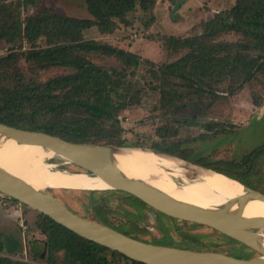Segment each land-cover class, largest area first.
Instances as JSON below:
<instances>
[{
  "label": "rangeland",
  "instance_id": "374dc122",
  "mask_svg": "<svg viewBox=\"0 0 264 264\" xmlns=\"http://www.w3.org/2000/svg\"><path fill=\"white\" fill-rule=\"evenodd\" d=\"M10 1L17 3L19 0ZM234 3V0H157L152 6L148 5L147 10L137 6V10L128 15V20L117 21L112 33L101 34L95 27L86 31L84 37L127 50L142 60L139 68L128 70V73H132L126 81L129 89L127 101L134 104L118 116L119 126L123 130L119 136L121 140L139 143L141 148L148 149H153L156 143L163 146L177 144L171 147L175 152L184 154V151H190L188 159L173 155L185 164L221 171L238 178L247 187L264 193V73H257L245 82L247 75L242 66L239 71L243 74L212 82L202 97L179 101L164 98L161 89H164L163 85L167 86L166 81L164 78L154 79V72L159 66L198 52V41L195 46L186 47L173 42L171 37L202 38L205 31L203 24L216 13L231 8ZM44 9H51L60 15L92 18L86 10L85 0H41L37 7L22 9V18L36 15ZM42 42L45 43V40ZM214 42L241 45L237 47L240 52L253 58L264 56V43L252 41L235 32L220 34ZM11 48V45L0 42V57L11 54ZM28 49L29 44L24 42L22 52ZM16 52V60L8 71L20 69L22 77L29 84L46 82L74 72L71 68L63 67L38 69L25 61L21 51L16 49ZM86 55L87 60L97 66L118 71L125 68L116 58L97 53ZM172 79L176 82L175 78ZM79 117L85 116L78 113L64 116L67 120ZM46 119L40 117L39 122ZM100 126L108 131L114 125L106 122ZM207 126L216 128L219 134L216 135V130L207 131ZM92 145L117 147L105 145V141ZM127 147L134 146L117 148ZM47 162L53 171L86 172L59 156ZM181 174L184 176L177 178L180 184H185L184 179L194 181L199 176L187 167L183 168ZM48 191L75 213L97 222L104 217L115 225L123 226L129 231V236L147 243L219 252L245 259L259 255L217 230L166 216L146 205H134L124 192L50 188ZM7 197L0 192V244H4L8 253L25 261L29 259L31 247L33 253L42 254L40 263L46 264L49 252L45 245L46 237L38 228L42 223L40 214ZM21 223L26 229L21 227ZM55 257L57 264H64L63 253ZM120 264L129 263L121 259Z\"/></svg>",
  "mask_w": 264,
  "mask_h": 264
},
{
  "label": "trees",
  "instance_id": "16d2710c",
  "mask_svg": "<svg viewBox=\"0 0 264 264\" xmlns=\"http://www.w3.org/2000/svg\"><path fill=\"white\" fill-rule=\"evenodd\" d=\"M156 1L85 0L86 10L92 18L60 15L51 9L22 18V9L37 7L41 0H19L17 3L0 0V42L12 47L11 54L0 57V122L20 129L52 134L73 143L102 144L105 141V145L141 147L139 143L121 140L119 136L123 130L118 120L120 112L134 104L127 101L129 89L126 81L132 73H128V70L139 68L141 58L105 42L86 40L84 36L86 31L95 27L101 34H110L116 29L117 21L128 20V15L137 10V6L147 10L148 5L152 6ZM234 2L231 8L216 13L203 24L205 31L202 38H170L186 47H193L198 41V52L166 66H159L154 72V79L164 78L166 81L164 83L167 86L163 85L161 94L168 101L202 97L206 87H211L212 82L226 76L235 78L245 72L246 82L257 73H264V56L253 58L240 52L241 45L214 42L220 34L235 32L252 41L264 43V0ZM42 40L45 43H40ZM24 42L29 44V49L22 52ZM16 49L21 51L28 64L38 69L63 67L71 68L74 72L46 82L29 84L22 77L20 69L8 71L16 60ZM85 53L116 58L125 68L118 71L97 66L87 60ZM242 66L245 67L243 72L239 71ZM68 113L85 117L67 120L64 116ZM40 117L47 119L39 122ZM106 122L113 124V128L106 131L100 126ZM206 130L213 131L216 128L207 126ZM175 145L178 146L156 143L152 148L188 159L190 151L180 154L171 148ZM126 195L134 205H146L138 198ZM35 212L40 214L42 223L38 228L46 237L45 245L49 252L46 264H57L55 255L59 253H63L64 264H120L121 259L129 264H145L84 239L46 214ZM98 222L128 236L130 234L123 226L115 225L104 217ZM30 251L29 259L25 261L8 253L2 243L0 264H41L42 254L33 253L31 247Z\"/></svg>",
  "mask_w": 264,
  "mask_h": 264
},
{
  "label": "water",
  "instance_id": "95a60500",
  "mask_svg": "<svg viewBox=\"0 0 264 264\" xmlns=\"http://www.w3.org/2000/svg\"><path fill=\"white\" fill-rule=\"evenodd\" d=\"M2 138L14 140L20 145H37L51 150L56 156L79 166L88 174L101 177L112 190L134 196L166 216L217 230L255 250L259 255L245 259L219 252L193 251L138 240L110 226L75 213L49 192L48 188L37 190L0 168V192L2 194L46 214L56 223L84 239L145 264H264L262 244L264 218L243 217V211L249 202L254 200L264 202V193L253 190L242 182L245 195L229 200L223 207L202 208L178 202L145 181L129 178L123 174L116 165L114 155L124 148L73 143L52 134L20 129L0 122V139ZM141 149L181 161L173 155L156 149ZM184 167L193 169L197 174L198 169L209 170L193 167L191 164H184ZM234 205H237V210L231 212L229 209Z\"/></svg>",
  "mask_w": 264,
  "mask_h": 264
},
{
  "label": "bare ground",
  "instance_id": "6f19581e",
  "mask_svg": "<svg viewBox=\"0 0 264 264\" xmlns=\"http://www.w3.org/2000/svg\"><path fill=\"white\" fill-rule=\"evenodd\" d=\"M54 157L56 154L53 151L41 146L20 145L11 139H0V168L37 190H112L101 177L84 171L51 170L47 161ZM114 158L118 168L127 177L143 180L184 204L216 209L223 207L229 200L245 195L244 185L240 181L217 171L198 169V179H184L185 184H180L177 178L184 176L181 173L185 163L141 148L121 149ZM229 210L235 212L237 205ZM243 217L264 218V202H249ZM262 244L264 246V232Z\"/></svg>",
  "mask_w": 264,
  "mask_h": 264
},
{
  "label": "built area",
  "instance_id": "2783aa9c",
  "mask_svg": "<svg viewBox=\"0 0 264 264\" xmlns=\"http://www.w3.org/2000/svg\"><path fill=\"white\" fill-rule=\"evenodd\" d=\"M21 227H22L23 229H26V226H25L23 223H21Z\"/></svg>",
  "mask_w": 264,
  "mask_h": 264
}]
</instances>
